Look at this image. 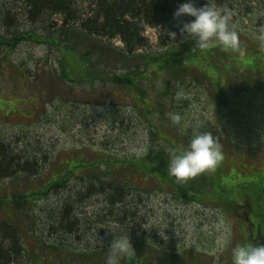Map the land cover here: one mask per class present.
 <instances>
[{
    "label": "rangeland",
    "instance_id": "374dc122",
    "mask_svg": "<svg viewBox=\"0 0 264 264\" xmlns=\"http://www.w3.org/2000/svg\"><path fill=\"white\" fill-rule=\"evenodd\" d=\"M192 2L200 7L207 0ZM212 2L238 31L243 55L220 47L206 50L193 59L184 85L169 92L166 100L152 90L135 103L114 84L64 82L56 63L59 53L47 44L22 41L10 53L0 49V154L10 148L37 162L30 172L17 166L0 179V224L14 231L17 243L5 239L3 264H105L114 236L127 232L136 264H232L235 244L264 243V230L257 241L251 240L254 229L250 233L252 224L264 226V209L238 207L233 200L241 202L235 198L239 196L226 193L233 199L229 202L219 188L184 199L159 179L118 163L142 159L150 147H186L197 126L218 138L223 151L216 168L203 173L221 169L223 180L244 190L252 203L264 201V191L255 190L264 187V9L251 0H229L225 6ZM172 19L184 23L194 18ZM61 26L60 17L35 23L20 5L0 0V36L11 39L32 32L57 37ZM159 32L147 29L149 47L133 57L137 65L144 62L141 53L160 51ZM79 43L82 50L89 48L87 41ZM113 45L121 47L117 41ZM94 51L109 54L100 47ZM110 61L103 67L112 69L115 62ZM124 72L122 67L107 70ZM161 82L155 76L148 83L154 89ZM159 95L165 116L147 121L145 108L155 106L152 99ZM169 113L179 114L181 121L173 123ZM154 132L158 138L152 137ZM90 165L97 169L87 168ZM69 173L74 176L65 188L29 197ZM92 175L128 182L138 191L131 190L124 205L110 208L105 197L84 195V181ZM64 202L71 207L64 225L74 224L73 231L58 225Z\"/></svg>",
    "mask_w": 264,
    "mask_h": 264
},
{
    "label": "trees",
    "instance_id": "16d2710c",
    "mask_svg": "<svg viewBox=\"0 0 264 264\" xmlns=\"http://www.w3.org/2000/svg\"><path fill=\"white\" fill-rule=\"evenodd\" d=\"M10 1L14 5L23 7L28 19L32 22L36 23L42 18L56 16L61 18L62 26L57 37L37 36L32 32L17 34L11 39L0 36L1 53L12 52L22 41H30L38 45L47 44L54 47V50L59 53L56 63L59 66L60 74L63 75L62 80L64 82H73L78 79L80 83L94 84L100 81L103 84H114L124 88L135 103H138L145 95V91L152 90L159 92L166 100V97H170L169 92L175 91L184 85V76L187 75L190 69L188 66L189 61L203 53L196 47L193 38L180 34L183 22L179 19H172L177 7L186 0ZM227 1L229 0H215L219 6L229 5ZM235 1L243 2L244 0ZM251 1H257L259 8L264 9V0ZM246 11H249L248 8H246ZM260 20L264 22V13L260 16ZM145 26H161L158 44L160 51L154 54H141L140 59L144 62L137 65L133 57L137 55L138 51L147 50L149 47L148 40L143 36ZM172 32L176 33L175 37L170 35ZM69 35H71L70 38H68ZM117 38L123 44V49L112 44V41ZM80 40L87 41L89 47L87 50H82ZM96 47L108 50L109 54L96 55L94 51ZM110 58L114 59V67L112 69L111 67L104 68V63L111 64ZM262 61L264 62V57ZM120 67L125 70L124 73H107V70H119ZM56 72L57 70H55ZM155 76L160 77L162 82L159 86H154V89H151L148 82ZM221 90L222 88H220ZM160 95L158 100L156 98L152 99L155 101L156 107L152 105L145 108V119L147 121H151L154 117L164 118L165 103L162 102ZM141 102L146 104L145 100H141ZM152 137L158 138V132H154ZM174 148L171 146L168 150L150 147L142 159H128L127 162L118 163L127 164L131 169L145 177L159 179L163 185L172 187L175 193L184 199H197L202 194L207 196L210 191L213 192L216 188H219V195L225 196L229 202H232L233 199H227L226 193L233 196L238 195L239 197L235 198H240L241 202L233 200L238 207H244L251 212L259 208L264 209V201L252 203L245 195L244 190H239L237 185L231 186L225 182L221 169L214 173L216 177L214 174L203 173L184 182L170 176L168 174V162L171 150ZM17 154L19 155L18 158L14 159ZM35 163L37 162L33 161L31 156L25 157L23 152H14L10 148L7 151L5 149L0 154V179L8 178L10 170L17 166L24 165L23 171L30 172L35 167ZM87 168L95 170L97 166L90 165ZM211 170L213 171V169ZM72 176H74L73 173L65 174L48 184L47 187L32 193L29 197L38 193L45 195L50 191L65 188V183L73 178ZM81 179L84 181L83 178ZM88 180L84 181L85 188L82 190L84 195L103 196L110 208L124 205L128 200V194H131V190L138 191L134 186L124 181H102L96 175H92ZM255 190L262 192L264 187ZM70 210L71 207L64 202L63 209L58 217V225L61 228L66 227L70 230L75 228L72 223L69 226L64 225V219ZM128 225H130L129 222ZM254 225L253 229L257 227L259 232L264 230L262 224L258 226L255 223ZM7 227L5 228L0 224V264L6 261L3 253L5 239L9 240L10 237L14 239L12 244L14 246L17 244L14 231L9 226ZM132 264H136V262L133 261Z\"/></svg>",
    "mask_w": 264,
    "mask_h": 264
},
{
    "label": "clouds",
    "instance_id": "9594fccd",
    "mask_svg": "<svg viewBox=\"0 0 264 264\" xmlns=\"http://www.w3.org/2000/svg\"><path fill=\"white\" fill-rule=\"evenodd\" d=\"M193 17L183 23L180 28L182 36L195 40L196 47L201 51L220 47L223 51H239L240 38L234 25L229 24V16L222 12L212 0L197 7L192 0L181 3L174 12V17ZM172 37L175 32L170 33ZM173 123H179L181 116L169 113ZM223 160L222 146L218 138L211 132L201 131L197 126L192 127L191 138L186 147L171 150L168 162V174L178 181L184 182L199 174L214 169ZM224 242H220V248ZM136 249L127 234L115 235L106 254L105 264H121L127 259L132 264ZM232 264H264V243L254 244L250 241L237 243L231 248Z\"/></svg>",
    "mask_w": 264,
    "mask_h": 264
}]
</instances>
